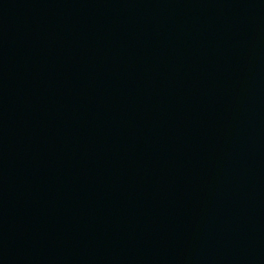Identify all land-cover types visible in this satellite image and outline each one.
I'll use <instances>...</instances> for the list:
<instances>
[{"label":"water","instance_id":"1","mask_svg":"<svg viewBox=\"0 0 264 264\" xmlns=\"http://www.w3.org/2000/svg\"><path fill=\"white\" fill-rule=\"evenodd\" d=\"M0 264H264V0H0Z\"/></svg>","mask_w":264,"mask_h":264}]
</instances>
